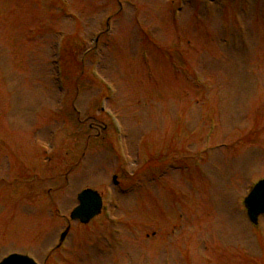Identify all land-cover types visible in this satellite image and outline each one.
Masks as SVG:
<instances>
[{
  "label": "rangeland",
  "instance_id": "1",
  "mask_svg": "<svg viewBox=\"0 0 264 264\" xmlns=\"http://www.w3.org/2000/svg\"><path fill=\"white\" fill-rule=\"evenodd\" d=\"M0 171L63 216L82 189L113 190L122 250L106 252L116 240L99 216L73 230L68 264H264L242 205L264 178V0H0ZM30 206L0 201L15 217L0 258L48 252L55 232L37 247Z\"/></svg>",
  "mask_w": 264,
  "mask_h": 264
},
{
  "label": "water",
  "instance_id": "2",
  "mask_svg": "<svg viewBox=\"0 0 264 264\" xmlns=\"http://www.w3.org/2000/svg\"><path fill=\"white\" fill-rule=\"evenodd\" d=\"M79 199L82 205L74 212L72 217H77L86 222L97 212L99 201L94 194L89 192L81 194ZM244 203L248 210L249 219L255 222L257 216L264 213V181L255 185Z\"/></svg>",
  "mask_w": 264,
  "mask_h": 264
}]
</instances>
